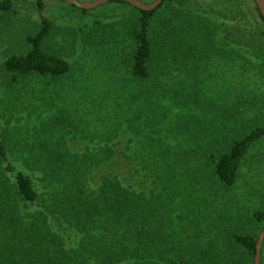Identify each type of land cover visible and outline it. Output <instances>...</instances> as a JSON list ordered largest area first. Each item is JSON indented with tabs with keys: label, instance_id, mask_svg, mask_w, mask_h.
I'll use <instances>...</instances> for the list:
<instances>
[{
	"label": "trees",
	"instance_id": "1",
	"mask_svg": "<svg viewBox=\"0 0 264 264\" xmlns=\"http://www.w3.org/2000/svg\"><path fill=\"white\" fill-rule=\"evenodd\" d=\"M244 1L164 0L149 12L111 2L128 14L92 31H109L123 46L124 81L107 83L124 94L120 101L132 117L114 123L101 140L82 138L84 148L68 144L79 138L76 128L50 106L29 112L26 131L0 114V264H255L264 210L243 225L227 217L208 235L192 223L190 248L181 246L184 233L172 234L176 222L184 224L190 195L207 180L234 189L248 155L264 140V93L244 84L264 86V20L256 6L261 24L250 23ZM18 3H31L41 21L17 40L1 73L26 96L30 87L34 99L43 91L54 100L74 65L53 46L57 27L43 16V0H0V23L16 20ZM216 69L227 72L223 81L232 89V99L223 96L217 106ZM86 89L77 87L80 99L89 97ZM112 100L119 99L104 98ZM147 106L155 119L150 125L141 123ZM135 108L143 125L134 121ZM35 115L40 126L33 129ZM213 115L219 131L206 127ZM120 154L146 190L121 178L114 161Z\"/></svg>",
	"mask_w": 264,
	"mask_h": 264
},
{
	"label": "rangeland",
	"instance_id": "2",
	"mask_svg": "<svg viewBox=\"0 0 264 264\" xmlns=\"http://www.w3.org/2000/svg\"><path fill=\"white\" fill-rule=\"evenodd\" d=\"M78 1L94 2L96 0ZM139 1L147 4L148 2L151 3L152 0ZM244 2L245 6H243V9L249 11L245 10L248 21L261 24L256 12V2L251 0H245ZM43 3L45 6L43 16L52 21L57 27L58 34L53 46L54 48H61L66 54V58L74 65L73 75L65 80L67 82L61 87L63 90L59 88L58 91L54 92L58 95H54V100H50V94L43 93V91L39 92L41 94L38 99H34L31 96L33 88H25L30 92V96H26L24 88L19 90L15 87H9L0 70V108H2L0 114L2 117L11 119L14 126L19 121L16 128L23 127L26 131L29 112L47 110L49 109L48 106H50L54 111L59 112L57 115H63L60 117L64 124L76 128L79 138L69 141L68 144L74 146V149H81L88 145L87 140L82 138L87 137L90 140L97 137V141L101 140L105 138L107 131H112L114 123L126 121L132 117V115H127L126 105L120 101L122 98L119 96L124 94L117 92L111 84L107 83L124 81L120 73V52L123 46L121 47V45L112 40L109 31L108 34L106 31L105 33L99 32L97 34L92 31L94 27H106L118 21L125 14H128L130 9L121 4L109 2L83 14L71 7L72 5L61 0H43ZM15 18L16 20L14 19L15 21L13 20L8 26L0 23V64L10 55L17 45V40L30 29L32 24L41 21L40 14L33 8L31 3H18L16 5ZM216 71V74L211 76V81L212 85L215 84L216 87L215 105L217 106L223 103V96L226 100L230 101L232 99V89L229 81H223L227 76V72L222 69H216ZM68 81H77L78 83ZM246 82L248 84L252 83L250 90L253 89L264 93V86H255L256 81H244V84ZM81 85H85L89 89V97L85 99H80L77 96L80 94L77 93V87ZM260 85L262 84L260 83ZM34 86L36 88L39 87V85ZM223 86H226L225 89L227 88L225 95H223L222 91ZM227 86H230L229 89ZM18 91L22 94L18 93ZM250 95H248L249 99ZM106 97L119 100L106 102L104 101ZM98 99L100 100L98 101ZM136 115L138 113L135 108V113L133 114L135 123ZM43 117H46V113ZM35 118L36 115L32 118L31 123L36 122ZM212 119L214 124L206 122V127H208L209 131H217L216 115H213ZM154 120L151 108L149 106L145 107L141 123L146 122L150 125ZM37 123L32 124L31 127L34 129L35 126H40ZM0 125L1 127L5 126L3 118H0ZM136 125L143 124L136 123ZM163 125L166 127L168 123H163ZM198 127H202V123ZM59 129L56 132L57 136L62 133ZM198 131L200 132V130ZM223 131L226 132L228 129ZM203 132L207 131L204 129L202 130ZM130 134L128 132L126 135H120L118 139L120 143L122 141L123 144H126L127 138L132 135ZM147 139L144 140L145 144L149 142ZM114 161L118 164L117 170L119 169L121 178L126 179L125 181L131 184L135 190L143 191L148 188V185H142V181H145L141 177H137L128 171L125 158L121 154ZM202 184L204 185L199 187V191L195 195H190L188 199L189 210L182 208V218L185 225L176 222L172 229L174 236L184 233V238H181V246L185 248L193 246L192 236L196 231L194 229L195 226H191L192 223L198 225L199 234L208 235L222 225L227 217L243 225L248 224L250 217L256 210H264V140L255 145L248 155L242 169L241 178L234 189L223 191L222 187L212 182V180L204 181ZM263 253L264 242L261 259Z\"/></svg>",
	"mask_w": 264,
	"mask_h": 264
},
{
	"label": "water",
	"instance_id": "3",
	"mask_svg": "<svg viewBox=\"0 0 264 264\" xmlns=\"http://www.w3.org/2000/svg\"><path fill=\"white\" fill-rule=\"evenodd\" d=\"M61 1L66 2L69 5L75 6L81 10H92L99 6L105 5L109 2L117 1V2L128 3L142 11L149 12L156 10L163 3L164 0H156L151 4H145L139 0H96L94 2H80L78 0H61ZM255 2L264 20V0H255ZM263 242H264V230L262 231L257 242L255 264H261V253H262Z\"/></svg>",
	"mask_w": 264,
	"mask_h": 264
}]
</instances>
